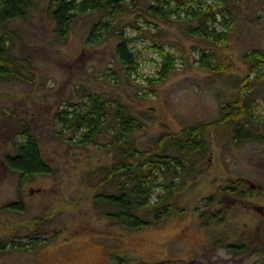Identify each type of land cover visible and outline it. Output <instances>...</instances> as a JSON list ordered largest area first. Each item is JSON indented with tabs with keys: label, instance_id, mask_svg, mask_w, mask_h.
Returning a JSON list of instances; mask_svg holds the SVG:
<instances>
[{
	"label": "rangeland",
	"instance_id": "374dc122",
	"mask_svg": "<svg viewBox=\"0 0 264 264\" xmlns=\"http://www.w3.org/2000/svg\"><path fill=\"white\" fill-rule=\"evenodd\" d=\"M49 1L38 0L26 20L1 29L10 33L9 52L22 63L19 77L0 76V264H118L115 256L125 264H264V79L251 76L250 90L260 115L253 129L261 137L238 142L233 123L215 126L206 134L205 152L183 157L176 173L158 175L161 185L144 217L152 216L172 183L170 216L127 229L104 215L107 206L96 197L116 192L103 182L102 168L124 147L153 148L163 133L220 119L249 72L244 55L264 52V0H225L214 10L219 19L232 18L226 43L205 35L211 20L203 15L166 21L152 15L155 0H122L114 18L101 10L78 15L60 38ZM201 1L188 0L184 9ZM101 22L109 29L90 38ZM123 39L136 53L134 69L118 58ZM158 47L179 58L177 69L155 83ZM203 52L214 53L208 57L213 67L225 68H202ZM93 96L106 102V116L94 141L81 145L79 123L69 118L73 106ZM121 114L136 124L125 140L117 139ZM24 131L36 138L51 174L28 180L6 165L5 155L15 153ZM20 200L22 211L5 208ZM228 243L247 248L229 251Z\"/></svg>",
	"mask_w": 264,
	"mask_h": 264
},
{
	"label": "trees",
	"instance_id": "16d2710c",
	"mask_svg": "<svg viewBox=\"0 0 264 264\" xmlns=\"http://www.w3.org/2000/svg\"><path fill=\"white\" fill-rule=\"evenodd\" d=\"M38 0H0V76L19 77L17 67L22 60L14 57L9 52L10 33L1 31L9 22L16 20H26L31 10L36 6ZM122 0H50L48 12L50 13L55 28V33L60 38H65L69 32L71 24L78 15L88 11L101 10L111 18L116 17L122 10ZM197 2V0H191ZM200 1V0H199ZM201 7L188 5L186 1L155 0L149 6V12L159 17L161 20L181 19L182 13L187 16H204L205 21L211 20L203 29L205 35L214 41L226 43L227 33L231 30L233 21L230 16L223 15L217 18L215 9L225 0L201 1ZM200 4V3H199ZM186 11V12H184ZM218 25H222L224 30H219ZM109 23H96L90 32L93 37L97 29H109ZM128 39H123L118 44V58L130 69H134L137 63L136 53L130 51L127 45ZM159 48V70L155 83H159L177 69L178 56L163 47ZM214 57V53L203 52L199 61L200 66L206 70L224 69L219 64L213 67V63L208 57ZM244 61L250 65L247 75L240 79V90L236 97L227 101L221 108L222 116L219 120L212 122H200L195 125L185 126L177 132H166L161 134L155 142V146L149 149H139L136 147H124L121 154L112 162L102 168L105 178L104 183H111L116 192L97 194L98 202L106 205L103 213L111 218L118 225L131 229L140 230L156 223L172 214L175 205L172 202L171 191L175 188L172 183L167 187V193L157 198L159 207L155 208L150 218L144 217V210L150 204L151 197L154 195V187L161 185L158 182V175L175 169H183L185 159L191 153L205 152L208 143L206 134L209 129L224 123H233V137L238 142L261 137L255 129L253 122L260 116L258 104L251 97V76L255 80L264 79V52L252 50L244 55ZM223 64V63H222ZM74 119L78 121V131L80 132L79 143L81 145L91 144L98 133L103 117L106 116V102H102L97 96H93L80 108L73 106ZM64 113H68L67 110ZM71 122V123H72ZM120 131L117 139L125 140L132 130L136 127L135 122L130 116L119 115ZM21 140L16 142L15 153L5 155L6 165L18 172L24 179H32L36 176L49 175L52 173V166L43 158L40 146L34 136L28 132L20 134ZM175 151L176 154L168 152ZM166 175V174H165ZM232 186V185H231ZM231 190H234V188ZM23 202L16 201L8 203L5 208L11 211H22ZM204 213L201 215L203 216ZM226 248L233 252H242L247 248L245 243H228ZM4 246H0L3 250ZM118 264H125V258L115 256Z\"/></svg>",
	"mask_w": 264,
	"mask_h": 264
}]
</instances>
